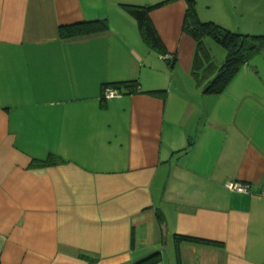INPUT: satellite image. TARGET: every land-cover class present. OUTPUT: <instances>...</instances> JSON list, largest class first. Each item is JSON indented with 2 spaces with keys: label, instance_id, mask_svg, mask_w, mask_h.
Masks as SVG:
<instances>
[{
  "label": "crops",
  "instance_id": "obj_1",
  "mask_svg": "<svg viewBox=\"0 0 264 264\" xmlns=\"http://www.w3.org/2000/svg\"><path fill=\"white\" fill-rule=\"evenodd\" d=\"M159 1L0 0V264H264V49L204 92L186 0L149 13L172 59L121 5ZM260 1L197 14L264 34ZM95 18L109 28L59 36ZM126 79L139 90L101 99Z\"/></svg>",
  "mask_w": 264,
  "mask_h": 264
},
{
  "label": "trees",
  "instance_id": "obj_2",
  "mask_svg": "<svg viewBox=\"0 0 264 264\" xmlns=\"http://www.w3.org/2000/svg\"><path fill=\"white\" fill-rule=\"evenodd\" d=\"M169 1L172 0H162L152 4L121 3L122 7L137 21L145 40L166 59H172V56L165 52V47L150 20L149 13L153 8ZM186 4L182 30L195 41L192 73L203 84L202 90L204 92L219 93L225 89L243 64L249 62L253 56L264 49V34L234 31L215 21L201 20L197 14L195 0H186ZM108 28L109 24L106 18H95L60 25L59 36L72 38L105 32ZM208 39H212L225 48L226 56L220 63L216 64L211 60ZM105 87L117 88L120 93H131L139 90V82L137 79L117 80L105 83L103 89ZM147 92L152 94L164 93L163 90H147ZM101 99L105 101L103 94ZM49 162L48 159H39L35 161V164L43 165ZM160 219L162 221V218ZM174 238L176 241L217 244V242L208 239L178 233L174 234Z\"/></svg>",
  "mask_w": 264,
  "mask_h": 264
},
{
  "label": "rangeland",
  "instance_id": "obj_3",
  "mask_svg": "<svg viewBox=\"0 0 264 264\" xmlns=\"http://www.w3.org/2000/svg\"><path fill=\"white\" fill-rule=\"evenodd\" d=\"M208 1L210 0H195L196 10H198L197 12L206 11ZM260 4H264V0H261ZM248 15H251V13H248ZM248 15H246V18H248ZM208 44H209L210 51H211V60L214 63L217 64L218 62H220L221 60L225 58L226 50L221 44L213 41L212 39H208Z\"/></svg>",
  "mask_w": 264,
  "mask_h": 264
},
{
  "label": "built area",
  "instance_id": "obj_4",
  "mask_svg": "<svg viewBox=\"0 0 264 264\" xmlns=\"http://www.w3.org/2000/svg\"><path fill=\"white\" fill-rule=\"evenodd\" d=\"M102 94H103V97H105V99H108L110 97L119 95L120 91L117 88L105 87L103 89ZM225 186L227 188L235 189L241 192H246L248 190V186L240 181L229 180V181H226Z\"/></svg>",
  "mask_w": 264,
  "mask_h": 264
}]
</instances>
